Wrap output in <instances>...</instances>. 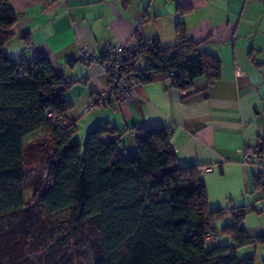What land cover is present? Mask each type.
<instances>
[{
	"label": "trees",
	"instance_id": "16d2710c",
	"mask_svg": "<svg viewBox=\"0 0 264 264\" xmlns=\"http://www.w3.org/2000/svg\"><path fill=\"white\" fill-rule=\"evenodd\" d=\"M16 21V10L0 0V221L26 209L24 140L40 131L51 139L52 152L43 160L45 179L34 205L50 214L67 212L64 235L70 240L84 227L98 225L97 258L86 264H255V255L238 254L241 247L264 244V233L252 236L240 228L254 206L210 209L199 167L179 164L169 127L134 128L135 147L123 155L116 128L96 126L82 143L74 119L60 127L47 117L70 111L64 97L70 83L45 55L16 62L4 52ZM176 28L178 42L150 52L145 67L150 73L141 81L156 74L165 78L170 71V86L182 90L199 76L208 85L217 81L220 59L185 38L182 22ZM25 67L26 75L18 76ZM105 135L113 138L104 140ZM257 148L264 155V138ZM262 177L257 167L256 190L263 188ZM227 216L230 223L215 226ZM216 236L229 242L212 243Z\"/></svg>",
	"mask_w": 264,
	"mask_h": 264
},
{
	"label": "crops",
	"instance_id": "0c3cea01",
	"mask_svg": "<svg viewBox=\"0 0 264 264\" xmlns=\"http://www.w3.org/2000/svg\"><path fill=\"white\" fill-rule=\"evenodd\" d=\"M8 3L16 10L17 21L14 37L3 46L4 52L16 62L47 56L55 72L70 83L64 97L72 104L69 113L82 143V133L86 135L96 126L114 127L120 134L119 148L124 155L135 147L134 128L169 127L170 144L179 164L198 165L210 209L255 208L260 193L253 203L249 194L256 192V162H245L243 157L248 144L257 147L264 138L261 0ZM178 7L187 12H179ZM177 22L183 23L185 38L199 44V51L220 59L221 77L217 81L208 85L207 78L199 76L182 90L170 86L163 74H156L139 83L127 103L110 101L91 106L107 77L97 64L77 61L82 47L96 54L104 44H124L141 36H155L161 46H172L178 42ZM111 138L104 136V140ZM203 167L211 170L203 172ZM211 239L221 243L227 238Z\"/></svg>",
	"mask_w": 264,
	"mask_h": 264
},
{
	"label": "rangeland",
	"instance_id": "374dc122",
	"mask_svg": "<svg viewBox=\"0 0 264 264\" xmlns=\"http://www.w3.org/2000/svg\"><path fill=\"white\" fill-rule=\"evenodd\" d=\"M138 66L147 67V63L140 61ZM82 136L85 139L84 133ZM24 142L26 209L16 217L0 221V264H86L91 258L95 261L100 246L98 225L84 227L70 240L64 235L67 212L50 214L42 206L34 205L35 194L45 179L43 160L52 152L51 139L35 131ZM257 192L260 193L258 188L249 194L250 203L255 201ZM254 204L257 208L261 206L260 202ZM231 220V216H227L215 222V226L220 228ZM240 228L252 236L264 233V211L247 214ZM226 241L229 242L228 237ZM238 254L255 255V264H262L264 244L241 247Z\"/></svg>",
	"mask_w": 264,
	"mask_h": 264
},
{
	"label": "built area",
	"instance_id": "2783aa9c",
	"mask_svg": "<svg viewBox=\"0 0 264 264\" xmlns=\"http://www.w3.org/2000/svg\"><path fill=\"white\" fill-rule=\"evenodd\" d=\"M264 2V0H262ZM160 47L158 38L155 36H141L133 38L131 41L121 43L104 44L100 50L94 54L88 47H82L79 51L77 61L86 60L97 64L107 77V83L94 97L91 106H103L106 102L115 101L119 104L126 103L136 92L137 86L141 83V77L146 76L150 71L136 65L137 60L147 61L150 52ZM27 67L21 69L18 76L26 75ZM173 72L166 74L164 80L169 84ZM264 82V75H263ZM48 118H52L60 127H65L71 119L70 113L54 115L47 113ZM245 162H256V167L262 171L263 188L257 202L260 207H255L256 211H264V155L254 145L248 144L244 149ZM211 167H203L201 171H210ZM46 170L44 169V175Z\"/></svg>",
	"mask_w": 264,
	"mask_h": 264
}]
</instances>
